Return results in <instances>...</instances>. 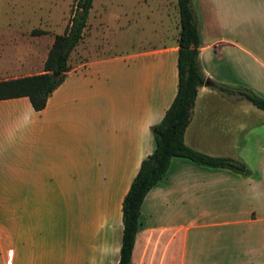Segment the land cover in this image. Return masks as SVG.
Listing matches in <instances>:
<instances>
[{"label":"crops","instance_id":"crops-1","mask_svg":"<svg viewBox=\"0 0 264 264\" xmlns=\"http://www.w3.org/2000/svg\"><path fill=\"white\" fill-rule=\"evenodd\" d=\"M138 1L123 10L124 24L138 14L154 17L162 41L107 54H89L82 45L79 53L77 43L42 108L33 109L24 95L0 98V264H116L122 197L153 149L150 127L177 82L176 0ZM191 6L199 68L209 81L197 88L184 142L248 166L245 155L263 148L248 142L259 140L264 120L237 89L259 92L264 77V48L258 47L264 44V0H191ZM2 51L0 69L7 62ZM72 54L85 58L75 61ZM41 69L42 63L12 73L5 67L0 79ZM248 169L242 174L171 157L142 199L131 264H264L260 152ZM205 230L209 245L199 261L190 254L200 247L187 240Z\"/></svg>","mask_w":264,"mask_h":264},{"label":"trees","instance_id":"trees-1","mask_svg":"<svg viewBox=\"0 0 264 264\" xmlns=\"http://www.w3.org/2000/svg\"><path fill=\"white\" fill-rule=\"evenodd\" d=\"M92 0H73L68 20L60 33L53 34L39 72L0 79V98L24 95L33 109L45 104L51 90L69 69L70 51L83 35ZM178 32L176 37V91L161 118L151 125L153 149L144 155L121 200V234L116 264H131V250L139 229V208L147 190L165 173L170 158L182 156L210 166L249 174L245 163L229 156L212 155L188 146L183 139L198 86L207 78L198 63L200 37L191 0H176ZM219 89L236 90L210 81ZM245 99L264 109V97L248 88L237 89Z\"/></svg>","mask_w":264,"mask_h":264},{"label":"rangeland","instance_id":"rangeland-1","mask_svg":"<svg viewBox=\"0 0 264 264\" xmlns=\"http://www.w3.org/2000/svg\"><path fill=\"white\" fill-rule=\"evenodd\" d=\"M103 1H105V9L102 11ZM139 2L138 0H92L84 29V37H86L82 40L84 44L78 41L76 51L81 53L82 45L89 54L95 52L107 54L162 41L159 35L160 22L154 17L138 14L134 21L128 25L124 24L123 10L135 9ZM151 2L154 3L155 0ZM72 3L73 0H0V31L3 34L0 36V43L3 45L0 50L5 48L4 44L7 45L1 56L7 61L4 65L8 73L36 70L41 67L53 34L62 32L68 20ZM133 13L136 14L134 11ZM98 20H103L104 25H99ZM5 31L7 34L4 35ZM23 45L27 47L28 53ZM245 46L256 50L255 45L246 44ZM258 47L264 48V44ZM73 58L79 61L85 56L77 54ZM7 59H12L13 62ZM5 67L0 70L3 71ZM247 67L251 68V63ZM250 75L251 73H248L247 77L252 79ZM263 79L257 84L260 93L258 91L255 93L264 97ZM258 110L262 113L258 116L264 120V109L258 108ZM258 134L259 140H249V146H253L256 142L262 144L263 148L245 155L248 162V166L245 164L247 168L256 162L259 152L264 163V122L260 125ZM189 235L192 236L191 233ZM195 237L193 240L192 237L187 240V245L191 246L194 242L193 244H197L200 249L193 248L195 250L190 255L199 261L206 260L207 253H200V251L208 249L209 233L205 230Z\"/></svg>","mask_w":264,"mask_h":264},{"label":"water","instance_id":"water-1","mask_svg":"<svg viewBox=\"0 0 264 264\" xmlns=\"http://www.w3.org/2000/svg\"><path fill=\"white\" fill-rule=\"evenodd\" d=\"M208 81H209L208 79H205V80L203 81V83L206 84V83H208Z\"/></svg>","mask_w":264,"mask_h":264}]
</instances>
